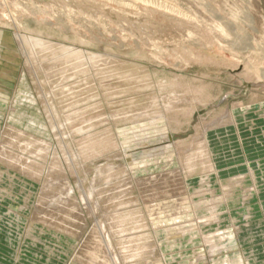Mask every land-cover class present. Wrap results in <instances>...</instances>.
I'll return each mask as SVG.
<instances>
[{"label": "rangeland", "instance_id": "rangeland-1", "mask_svg": "<svg viewBox=\"0 0 264 264\" xmlns=\"http://www.w3.org/2000/svg\"><path fill=\"white\" fill-rule=\"evenodd\" d=\"M30 31L114 61L110 69H94L86 82L78 76L70 81L56 78V84L69 82L65 87L73 94L48 98L51 85H43L44 75L28 73L17 46L4 40ZM263 79L264 0H0V143L9 140L14 128L25 130L30 138L52 139L49 142L60 156L73 155L89 138L77 134L60 146L58 140L67 138L68 130L61 128L66 118H74L68 125L73 133L87 125L85 118L98 124L92 132L90 158L68 168L70 180L60 178V172L55 179L74 186L82 181L88 189L100 168L111 163L125 168L126 153L137 163L132 175L138 186L131 200L147 202L145 194L157 189L162 195L157 212L165 215L177 186L176 179L169 177L209 132L208 157L221 175L201 182L204 173L198 171L186 186L189 195L202 187L210 191L195 198L194 205H200L206 217H218L207 227L223 235L215 241L216 253L205 250L206 263L200 259L199 264H214V260L216 264H264ZM169 97L174 108H168ZM153 101L155 110L165 113L162 120L108 122L110 114L150 109ZM79 112L86 114L81 117ZM228 112L234 121L226 123L223 117ZM168 134L170 142L163 143ZM116 140L122 143L119 149ZM160 146H165V158L152 152ZM45 162L47 168L52 166L53 156ZM1 166L7 169L0 162ZM28 181L34 184L33 205L48 180ZM10 186L8 176L0 178V188ZM12 189L15 199L0 195V264H80L76 259L83 242L74 233L58 235L35 222L39 215L30 208L12 212V205H25L31 188L24 191L14 180ZM214 196L216 210L209 214ZM70 198L77 203L79 191ZM92 228L88 221L81 240H90ZM197 228L194 238L187 230L176 247L164 249L169 259L161 264H189L193 252L203 248Z\"/></svg>", "mask_w": 264, "mask_h": 264}, {"label": "bare ground", "instance_id": "bare-ground-1", "mask_svg": "<svg viewBox=\"0 0 264 264\" xmlns=\"http://www.w3.org/2000/svg\"><path fill=\"white\" fill-rule=\"evenodd\" d=\"M4 40H9L7 41L9 43L12 41L17 46L18 58H24L26 63L24 65L27 67L28 73L32 74L33 77L44 75L43 85H51V95H48V98H51V96L58 97L60 94L62 96H66L67 93L73 94L69 92V88L65 87L69 82L63 83L64 80L67 81L66 79H68L70 81L69 78L78 76L79 79L86 82L88 77L93 74L94 69L95 71L98 69L102 71L110 69L111 67L109 68V66L114 61L110 56L91 53L79 45L64 44L53 38H47L42 34L31 31L23 32L11 39L5 37ZM60 77L63 78V81L61 80L57 84L53 82ZM168 100L169 102L167 103L171 107H168V105L167 107L174 108L172 106L174 104L173 98L169 97ZM154 103V101L151 103L150 109L143 107L131 112L120 111L110 114L109 117L107 116L108 122L142 120L147 119V117L152 122L162 120L165 113L155 110ZM78 114L83 117L86 112H79ZM223 119L226 123L234 121L232 112H228ZM66 120L68 122H65L61 128L68 130L64 134L67 135V138L61 137L58 140L60 146L69 138L75 139L77 134L89 138L83 149L73 153V155L65 152L64 156H60L53 148L54 143L49 142L52 139L30 138L31 136L25 130L14 128H9V140L0 143V162L2 165H7V169L0 167V178L8 176L11 185L7 189L0 188V195L3 199L7 197L12 198V200L15 199L12 191L14 180L22 185L24 191L29 190V186L31 188L29 195L25 199V205L21 207L12 205V212L16 213L30 208L32 214L39 215L35 222L42 223L48 229H54L58 232V235L63 231L74 233L77 236V240L80 239L83 242H81L82 252L78 254L76 259L77 263L80 264H161L162 260L168 261L169 259L164 257V249L176 247L177 241L185 238L190 230L192 231L190 236H195L196 231L194 229L197 227L199 231L197 233L201 236L198 239V243L200 242L203 248L193 252L194 258L189 264H199L200 259L206 263L205 250H209L211 254L216 253L215 241L222 233H211L212 229L214 232L215 228L207 227V225L212 224L218 217H206L204 214L206 211L200 210V205H194L195 198L208 193L209 190L202 187L199 190H193V193L189 195L186 186L190 178L197 174L198 171H203L204 173V179L201 182L210 181L214 174L215 176L221 175V172L217 171V165L215 166L208 157L210 152L208 149L210 142L208 131L198 139V142L196 141L195 147L188 154L186 153V160H180L181 165L173 172V177H169V179H176L177 186L172 191L173 194L169 198L171 203L168 209L166 208L167 210L164 212L166 214L164 215L157 212L161 208L159 200L162 197L157 189H154L149 196L145 194L144 198L148 200L147 202H143L140 199L131 200L138 186V184L136 185V177L132 175V172L137 169V163L132 161L131 156L126 153L123 155L128 162L125 168L116 166L114 163H111L106 168H100V170L95 172V177L90 180L88 189L83 187L82 181L77 182V186H74L66 181L55 179V175L60 172V178H68L70 180L68 168L74 167L75 164H85L83 161L90 158L88 152L93 150L91 141L95 140V138L91 139L92 132L98 125L95 123L96 121L93 122L92 118L90 120L85 118L83 122L87 123V125L85 127L81 126L82 128L79 127L77 132L73 133L71 131L72 128L69 126L70 124L72 125L74 118L69 116ZM104 121H107V118ZM213 124L217 128L219 127L218 122ZM56 130L59 131L58 128ZM230 132L232 131L228 129V137L231 136L229 135ZM135 138L137 137L135 136ZM170 140L171 136L168 134L163 143L167 144ZM233 142L234 140L231 141V145ZM121 144L120 141H117L115 147L119 149L122 146ZM163 147L165 146H160L155 151L152 149V152L156 154L161 152L162 155L164 154L163 158H165L166 153ZM189 148L191 149V147ZM51 156H53L54 163L47 168L45 161ZM176 156L177 153H173V157L175 158ZM179 157L181 159L180 154ZM12 170L18 172L19 175L14 174ZM42 179L45 181L47 179L48 183H43L40 197H38L35 204L31 205L30 198L34 196V184L29 183L28 180L41 183ZM224 190L225 195H227L228 189L226 190L225 188ZM77 191L80 193V198H78L77 203L72 202L70 195ZM184 198L185 202H183ZM215 199L214 196V199L211 198L210 200L209 209L211 210L207 211L209 214L216 210V207L212 206L215 204L213 203ZM88 221H92V236L90 240H81L83 236L80 234ZM204 226L207 228H204ZM47 228L45 227L46 230ZM224 233L229 234L228 231ZM163 234L166 235V238L160 239ZM215 261H213L214 264H216Z\"/></svg>", "mask_w": 264, "mask_h": 264}, {"label": "crops", "instance_id": "crops-1", "mask_svg": "<svg viewBox=\"0 0 264 264\" xmlns=\"http://www.w3.org/2000/svg\"><path fill=\"white\" fill-rule=\"evenodd\" d=\"M237 159V158H236ZM235 162V161H234Z\"/></svg>", "mask_w": 264, "mask_h": 264}]
</instances>
